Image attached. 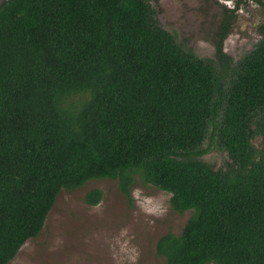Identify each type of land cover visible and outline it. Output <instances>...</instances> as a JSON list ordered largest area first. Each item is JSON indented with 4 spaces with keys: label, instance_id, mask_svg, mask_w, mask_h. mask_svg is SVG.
<instances>
[{
    "label": "trees",
    "instance_id": "trees-1",
    "mask_svg": "<svg viewBox=\"0 0 264 264\" xmlns=\"http://www.w3.org/2000/svg\"><path fill=\"white\" fill-rule=\"evenodd\" d=\"M157 1L0 0V264L62 189L105 179L128 202L138 182L190 213L157 240L163 264H264V22L232 63L224 16L200 59L159 25ZM211 145L224 169L202 160Z\"/></svg>",
    "mask_w": 264,
    "mask_h": 264
},
{
    "label": "rangeland",
    "instance_id": "rangeland-1",
    "mask_svg": "<svg viewBox=\"0 0 264 264\" xmlns=\"http://www.w3.org/2000/svg\"><path fill=\"white\" fill-rule=\"evenodd\" d=\"M224 1L158 0L152 8L159 25L182 48L200 59H213L214 34L226 10L232 9V2ZM240 9L222 45L232 63L258 42L256 28L264 17V10L253 3ZM202 146L207 148L208 141ZM202 160L213 170L230 164L226 154L212 145ZM93 189L101 191L102 199L90 207L84 196ZM130 194L128 202L117 182L109 179L89 181L72 191L62 189L42 231L26 241L9 264H163L164 259L155 255L157 240L168 232L180 234L190 213L173 212L170 195L150 185L136 182Z\"/></svg>",
    "mask_w": 264,
    "mask_h": 264
},
{
    "label": "flooded vegetation",
    "instance_id": "flooded-vegetation-1",
    "mask_svg": "<svg viewBox=\"0 0 264 264\" xmlns=\"http://www.w3.org/2000/svg\"><path fill=\"white\" fill-rule=\"evenodd\" d=\"M226 2H229V3L232 2V4H231L232 6L229 7V8H232V9L231 10L230 9L226 10V13L223 15V17L224 16L225 17L230 16L229 33L231 32V30L233 28V25H234L233 22H234V20L237 19V12H238V10H241L240 7H242V6L244 7V4L248 6V5H251L253 3L254 4V8L256 7L257 10H259V9H261L262 11L264 10V0H227V1L225 0L224 1V4L225 5H227ZM259 21L260 22H259L258 27L264 22V17L262 16L261 20H259ZM256 29H257V35L259 36V39H260V35H259V32H258V28H256ZM216 30H218V29H216ZM227 35H226V37H227Z\"/></svg>",
    "mask_w": 264,
    "mask_h": 264
},
{
    "label": "water",
    "instance_id": "water-1",
    "mask_svg": "<svg viewBox=\"0 0 264 264\" xmlns=\"http://www.w3.org/2000/svg\"><path fill=\"white\" fill-rule=\"evenodd\" d=\"M20 250V249H19Z\"/></svg>",
    "mask_w": 264,
    "mask_h": 264
}]
</instances>
